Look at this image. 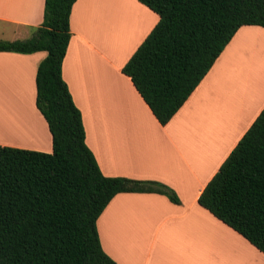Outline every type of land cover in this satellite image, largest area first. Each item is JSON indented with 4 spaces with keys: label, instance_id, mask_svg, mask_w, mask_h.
I'll return each instance as SVG.
<instances>
[{
    "label": "crops",
    "instance_id": "1",
    "mask_svg": "<svg viewBox=\"0 0 264 264\" xmlns=\"http://www.w3.org/2000/svg\"><path fill=\"white\" fill-rule=\"evenodd\" d=\"M44 0H0V40L30 38ZM138 0H75L61 76L81 113L85 143L106 177L160 182L119 192L96 220L117 264H264V253L198 203L222 162L264 108V27L243 25L187 100L162 125L121 69L158 22ZM45 51H0V145L52 152L35 105Z\"/></svg>",
    "mask_w": 264,
    "mask_h": 264
},
{
    "label": "trees",
    "instance_id": "2",
    "mask_svg": "<svg viewBox=\"0 0 264 264\" xmlns=\"http://www.w3.org/2000/svg\"><path fill=\"white\" fill-rule=\"evenodd\" d=\"M159 19L123 65L165 125L209 71L239 27H264V0H138ZM75 0H44L28 39L0 40V51H45L35 75V105L52 152L0 145V264H117L101 247L96 220L119 192H156L152 180L106 177L85 143L81 113L61 76ZM198 203L264 253V108Z\"/></svg>",
    "mask_w": 264,
    "mask_h": 264
}]
</instances>
